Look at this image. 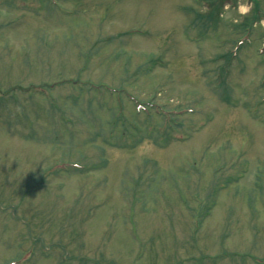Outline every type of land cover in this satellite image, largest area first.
I'll return each mask as SVG.
<instances>
[{"label":"rangeland","instance_id":"374dc122","mask_svg":"<svg viewBox=\"0 0 264 264\" xmlns=\"http://www.w3.org/2000/svg\"><path fill=\"white\" fill-rule=\"evenodd\" d=\"M202 1L0 0V264L263 262L264 0Z\"/></svg>","mask_w":264,"mask_h":264},{"label":"trees","instance_id":"16d2710c","mask_svg":"<svg viewBox=\"0 0 264 264\" xmlns=\"http://www.w3.org/2000/svg\"><path fill=\"white\" fill-rule=\"evenodd\" d=\"M148 71L150 72V70ZM45 85L42 84V86L40 85V87H44ZM156 117H155L156 119L154 120L153 124H150L147 120H146V124L144 123V121L141 124L137 122V120L134 121V124L136 123L135 124L136 128L133 132L136 135H139L140 133H143L145 129V134H148L150 137L156 136L160 139H163V137H168L169 135L166 133V127H167L168 121L163 119L164 115L156 114ZM138 119H139V116H138ZM123 123L128 124L126 120H124ZM148 126H149V129H148Z\"/></svg>","mask_w":264,"mask_h":264},{"label":"clouds","instance_id":"9594fccd","mask_svg":"<svg viewBox=\"0 0 264 264\" xmlns=\"http://www.w3.org/2000/svg\"><path fill=\"white\" fill-rule=\"evenodd\" d=\"M235 11L238 13L239 16L247 14V12L249 11L247 0H241V2L237 4Z\"/></svg>","mask_w":264,"mask_h":264},{"label":"bare ground","instance_id":"6f19581e","mask_svg":"<svg viewBox=\"0 0 264 264\" xmlns=\"http://www.w3.org/2000/svg\"><path fill=\"white\" fill-rule=\"evenodd\" d=\"M206 126H207V125H206ZM205 128H206V127H205ZM205 128H203V129H205ZM203 129H202V130H203ZM202 130H201V131H202ZM201 131H200V132H201Z\"/></svg>","mask_w":264,"mask_h":264}]
</instances>
